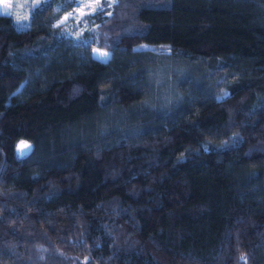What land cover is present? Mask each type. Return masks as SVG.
Listing matches in <instances>:
<instances>
[{"label":"trees","instance_id":"1","mask_svg":"<svg viewBox=\"0 0 264 264\" xmlns=\"http://www.w3.org/2000/svg\"><path fill=\"white\" fill-rule=\"evenodd\" d=\"M70 9L0 15V264H264V0Z\"/></svg>","mask_w":264,"mask_h":264},{"label":"rangeland","instance_id":"2","mask_svg":"<svg viewBox=\"0 0 264 264\" xmlns=\"http://www.w3.org/2000/svg\"><path fill=\"white\" fill-rule=\"evenodd\" d=\"M44 1L47 0H10L11 7L7 11L11 13L10 16L15 20L17 28L24 29L33 10ZM66 1L71 4V9L56 25L65 35L82 42H93L90 37L91 32L97 27V20L110 14L116 0ZM4 10L3 4H0V11ZM92 55L98 60L105 61L109 57V52L94 47Z\"/></svg>","mask_w":264,"mask_h":264},{"label":"snow or ice","instance_id":"3","mask_svg":"<svg viewBox=\"0 0 264 264\" xmlns=\"http://www.w3.org/2000/svg\"><path fill=\"white\" fill-rule=\"evenodd\" d=\"M0 4H3V6H4V11H0V15H10L11 13H9L8 11H7V9L9 8V7H11V4H10V0H0ZM106 55V54H105ZM30 146L26 143V142H24V141H21L20 142V145L18 146V148L19 149H27V148H29ZM243 259V258H242Z\"/></svg>","mask_w":264,"mask_h":264},{"label":"water","instance_id":"4","mask_svg":"<svg viewBox=\"0 0 264 264\" xmlns=\"http://www.w3.org/2000/svg\"><path fill=\"white\" fill-rule=\"evenodd\" d=\"M21 141L26 142L30 147L27 148V149H22V150L19 149L18 146L20 145V142H21ZM21 141H19V142L16 144L15 151H16V154H17L19 157H24V156L29 155V154L33 151V145H32L30 142L26 141V140H21Z\"/></svg>","mask_w":264,"mask_h":264}]
</instances>
